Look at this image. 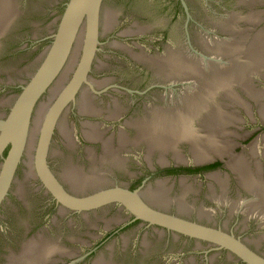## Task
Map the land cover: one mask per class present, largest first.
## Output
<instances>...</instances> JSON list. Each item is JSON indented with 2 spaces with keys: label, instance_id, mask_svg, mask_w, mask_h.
I'll use <instances>...</instances> for the list:
<instances>
[{
  "label": "water",
  "instance_id": "95a60500",
  "mask_svg": "<svg viewBox=\"0 0 264 264\" xmlns=\"http://www.w3.org/2000/svg\"><path fill=\"white\" fill-rule=\"evenodd\" d=\"M22 1L0 0V39L8 29L13 32V45L3 50L7 55L0 58V76L30 79L16 96L10 113L6 118H0V205L8 197L15 182V192L20 197H26L30 191L26 183L38 178L47 191L69 210L88 211L120 202L151 222L209 240L216 249H226L246 264H264V256L233 236L152 211L130 191L112 188L93 194L76 192L106 182L101 171L95 170L97 160L91 152L89 157L92 167L89 172L71 163L63 168L61 176L72 190L64 187L49 165L50 161L57 170L62 166L55 157L57 151L52 149L50 152L57 124L67 145H74V136L67 119L60 117L72 103H76L78 94L83 91L79 98L82 113L100 114L102 111L93 105L89 91L84 90L85 85L91 83L90 74L96 59L93 77L107 72L111 76H132L128 67H118L107 60L106 56L111 53L101 50L102 41H108L117 31H123L121 34L138 33L145 31L147 27L144 24H156L161 28L168 23L174 42L182 44L180 28L183 19H172L175 9L172 15L157 14L156 19L143 13L145 9L141 10L139 6L158 0H26L24 17L15 20ZM190 1L196 8L199 6L206 11L204 20L207 28L217 30L220 26L222 34L211 39L194 25V40L205 53L196 50L190 41L191 49H168V54L158 55V58L148 57L140 48L134 49L136 59L151 63L159 75L174 81L171 88L182 80L192 81L193 87L185 90L180 106L156 108L151 110L145 120L129 122L136 128L137 134L130 138L123 131L120 132L119 149L128 143L145 141L148 152H159L161 162L165 160L167 152H171L174 159L181 162L185 158L178 145L187 142L195 161L201 162L219 153L220 145L227 143L220 135L226 125L238 122V110L241 107L250 112L258 104L264 119V85L259 84L263 90L257 89L251 81L252 76L260 78L258 74H264V10H261L264 4L259 5L260 2L264 3L263 0H240L239 4L250 9L234 10L223 15L225 19L211 13L208 6L212 8V5L206 1ZM42 38V42L31 47L32 42ZM120 41L133 50L129 40ZM25 43L28 48L24 51L21 48ZM114 44L125 46L118 40ZM144 49L148 52L146 45ZM130 80L132 83L137 82V79ZM104 81H98L99 85ZM94 91L99 92L96 89ZM2 100H6V97L0 94ZM120 108L117 104L115 109H109L107 116H118ZM6 110L5 106H0V116ZM195 122L200 124L204 133L196 130ZM84 132L91 140H101L104 152L113 155V138L104 137L103 130L97 124H87ZM114 161L122 164L120 158ZM235 165H241L242 180L250 183L246 161L238 159ZM164 194V190H153L151 195H161L159 200H164ZM255 207L264 213V198L252 205V209ZM6 235V229L0 226V236ZM1 237L0 257L7 251L20 250L11 238ZM51 245L40 237L26 242L18 254L7 256L12 263L41 264L53 251ZM260 247L264 251V244ZM174 260L168 255V262Z\"/></svg>",
  "mask_w": 264,
  "mask_h": 264
},
{
  "label": "flooded vegetation",
  "instance_id": "af4514ba",
  "mask_svg": "<svg viewBox=\"0 0 264 264\" xmlns=\"http://www.w3.org/2000/svg\"><path fill=\"white\" fill-rule=\"evenodd\" d=\"M204 1L212 5V8L208 6V10L222 19H225L223 15L234 10L250 9L239 4L240 0ZM139 7L145 9L143 13L156 19L157 14L172 15L175 9L172 19H183L180 28L182 44L174 42L168 23L161 28L156 24H144L147 28L138 33L121 34L123 31H117L111 36L112 39L102 41L101 50L111 53L106 56L107 60L114 62L115 66L128 67L132 76H111L107 72L93 77L96 59L90 74L91 83L86 84L84 90L89 91L93 105L102 111L100 114L82 113L79 98L83 91L78 94L76 103H72L60 117H66L74 136V145H67L57 124L50 152L52 149L57 151L55 157L62 166L57 170L49 161L51 169L64 187L72 190L61 172L69 163L89 172L92 167L91 152L97 160L95 170L101 171L106 182L76 192L93 194L112 188L130 191L152 211L220 230L264 256L260 247L264 244V213L258 207L252 209L254 203L264 198V119L258 104L255 103L256 107L253 106L250 112L239 106L238 122L226 125L220 135L227 143L220 145L219 153L201 162L195 161L187 142L178 145L185 158L181 162L176 161L171 152H167L165 160L161 162L159 152H148L145 141L128 143L119 149L120 132L123 131L130 138L137 134L136 128L129 122L145 120L156 108L180 106L185 90L193 87L192 81L182 80L171 88L174 81L159 75L151 63L136 59L134 49L140 48L148 57L158 58V55L168 54V49H191L190 41L196 50L205 53L194 40V25L211 39L222 34L220 26L217 30L207 28L204 20L206 11L199 6L196 8L190 0H158ZM18 8L20 10L15 20L24 17L26 0ZM12 33L8 29L0 39V58L7 55L3 50L13 45ZM122 39L129 40L133 50L123 44ZM117 40L125 46H116L114 41ZM42 41L43 38L30 43L31 47ZM27 48L28 44L21 50ZM258 75L260 78L252 76L251 81L255 88L263 90L259 84L264 85V74ZM130 79H137V82L132 83ZM29 80L0 76V94L6 97V100L0 101V106L7 109L0 118H6L10 113L16 96ZM98 81L104 82L99 85ZM12 95L15 96L14 100ZM117 104L121 107L120 114L108 117L109 109H115ZM87 124H97L103 130L104 137L113 138V155L104 152L101 140L86 137L84 129ZM194 125L198 132L204 133L198 122ZM119 158L122 164L114 161ZM238 159L246 161L250 183L242 180V167L235 165ZM26 184L30 189L26 197H20L15 192V182L0 205V226L6 229L7 234L0 237L11 238L20 249L1 255L0 264H17L12 263L7 255L18 254L26 242L40 237L53 246V251L41 264H246L228 250L216 249L209 240L151 222L120 202L88 211H73L59 203L38 178ZM153 190H164V200H159L161 195L152 196ZM168 255L175 260L168 262Z\"/></svg>",
  "mask_w": 264,
  "mask_h": 264
}]
</instances>
